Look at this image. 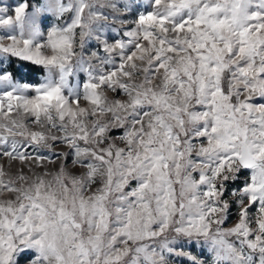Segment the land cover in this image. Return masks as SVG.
<instances>
[{
  "label": "snow or ice",
  "instance_id": "snow-or-ice-1",
  "mask_svg": "<svg viewBox=\"0 0 264 264\" xmlns=\"http://www.w3.org/2000/svg\"><path fill=\"white\" fill-rule=\"evenodd\" d=\"M11 11L0 264H264V0Z\"/></svg>",
  "mask_w": 264,
  "mask_h": 264
},
{
  "label": "rangeland",
  "instance_id": "rangeland-1",
  "mask_svg": "<svg viewBox=\"0 0 264 264\" xmlns=\"http://www.w3.org/2000/svg\"><path fill=\"white\" fill-rule=\"evenodd\" d=\"M22 2V0H2V3H0V7H8L9 8V13L8 14H12L14 15V13L11 11L12 8H14L18 3ZM44 0H40V2H37L35 0L32 1V3L30 5H36V4H39V3H43ZM29 11H31V9H29ZM50 15V14H49ZM54 19V18H53ZM2 34V33H0ZM86 78V77H85ZM111 95V94H110ZM120 133H114V135H119ZM123 146V145H121ZM60 148H63V146H59L58 147V150ZM63 150H67L66 148H64ZM0 164H2L4 166V168L8 171H12V172H15L16 169L18 168H21V167H24V171L27 172L28 171V168L27 166H23L21 165L18 161H14L12 162L11 164V167L9 166V162L7 160V158H0ZM69 164H70V161H69ZM57 168V165H49L48 166V170H51V171H55ZM37 171H44L45 169L43 168H38L36 169ZM235 212V210H233V213ZM236 220V216L235 214H233L231 220L225 225L226 227H231L233 225V223L235 222ZM195 252H199V249H193Z\"/></svg>",
  "mask_w": 264,
  "mask_h": 264
},
{
  "label": "trees",
  "instance_id": "trees-1",
  "mask_svg": "<svg viewBox=\"0 0 264 264\" xmlns=\"http://www.w3.org/2000/svg\"><path fill=\"white\" fill-rule=\"evenodd\" d=\"M32 1H33V0H28L29 4H31ZM35 1L40 2V0H35Z\"/></svg>",
  "mask_w": 264,
  "mask_h": 264
}]
</instances>
